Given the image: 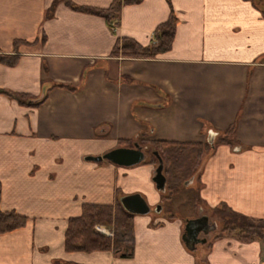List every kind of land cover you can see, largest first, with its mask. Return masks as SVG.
Instances as JSON below:
<instances>
[{
  "label": "crops",
  "instance_id": "1",
  "mask_svg": "<svg viewBox=\"0 0 264 264\" xmlns=\"http://www.w3.org/2000/svg\"><path fill=\"white\" fill-rule=\"evenodd\" d=\"M68 1L107 9L113 0ZM170 14L177 23L169 51L110 55L123 38L152 44ZM16 40L32 45L17 47L14 66L0 65V90L32 100L52 84L76 91L52 90L38 107L0 94V211L27 220L0 235V264H197V247H185L176 218L135 215L129 259L65 252L67 222L83 204L111 205L120 193L139 194L149 207L161 201L152 165L124 170L84 160L126 147L120 141L204 143L234 125L238 145L207 157L199 199L208 209L264 218V0H142L122 7L114 29L61 0H0V52L11 54ZM207 244L205 264H264L260 241Z\"/></svg>",
  "mask_w": 264,
  "mask_h": 264
},
{
  "label": "trees",
  "instance_id": "2",
  "mask_svg": "<svg viewBox=\"0 0 264 264\" xmlns=\"http://www.w3.org/2000/svg\"><path fill=\"white\" fill-rule=\"evenodd\" d=\"M71 9L86 14L102 17L111 28L118 26V20L122 7L137 5L142 0H113L107 9L93 7H75L68 0H61ZM177 20L173 14H170L168 20L159 25L153 35V43L147 47H141L130 39H120L116 42L111 51L112 57H122L127 59H154L157 55L169 51L176 27ZM20 45H32L22 41L13 42V52L4 54L0 52V65L12 67L18 61L16 49ZM55 89L75 92L72 86L61 84H52L46 94L38 99L32 100L26 95L12 93L7 90H0V94L15 100L18 104L38 107L42 105L48 96V93ZM236 129L234 125L218 133L214 140V147H210L207 142L204 143H178L167 141H146L139 138L137 141H120L119 145L132 147L134 143L149 148L150 157L146 161L153 167L157 166V160L152 155L157 152L163 161V174L166 178V190L163 200L170 202L172 196H177L180 192L188 190L185 186L190 178L193 182L199 179L201 169L207 157L213 153L219 145L234 148L238 145L235 137ZM133 143V144H132ZM198 188L193 194L192 210L203 207L202 210L208 211V218H213L220 224V232L208 244L218 238H234L240 242L260 241L264 244V218L254 219L238 214L225 205H220L212 209H206V206L199 199ZM168 193V195H166ZM1 197V185H0ZM120 198L115 197L111 205L83 204L81 213L78 217L70 218L67 222V228L64 234V250L67 253L82 252H111L115 257L129 259L132 257V246L134 243L133 218L127 213L120 204ZM200 211V210H199ZM207 216V215H204ZM174 216H168L171 220ZM27 220L17 213L0 211V235L23 228ZM102 225L110 228V235H103L95 231V226ZM217 227L218 224L216 223ZM129 246V248H126ZM61 264V263H55Z\"/></svg>",
  "mask_w": 264,
  "mask_h": 264
},
{
  "label": "water",
  "instance_id": "3",
  "mask_svg": "<svg viewBox=\"0 0 264 264\" xmlns=\"http://www.w3.org/2000/svg\"><path fill=\"white\" fill-rule=\"evenodd\" d=\"M215 134L209 132L206 138V142L210 147H214ZM152 155L157 160V166L154 169L152 183L155 189L159 193H165L166 190V178L163 174V161L157 152H153ZM87 162L100 163L102 161L109 162L115 166L130 168L139 165L146 160V156L143 148L137 143L133 144L132 148H116L103 154L102 156L86 157L84 158ZM193 183V178H190L185 182V186ZM120 204L122 208L129 214L135 216H144L150 212V207L146 200L139 194H133L123 196L120 198ZM161 207L158 206L157 211L159 212ZM217 229L216 223L209 224L207 216H200L196 219L187 220L185 223L184 234L182 241L185 247L193 252L197 245L206 244V236ZM203 235V238L199 236Z\"/></svg>",
  "mask_w": 264,
  "mask_h": 264
},
{
  "label": "rangeland",
  "instance_id": "4",
  "mask_svg": "<svg viewBox=\"0 0 264 264\" xmlns=\"http://www.w3.org/2000/svg\"><path fill=\"white\" fill-rule=\"evenodd\" d=\"M260 2V1H258ZM146 152V161L149 160L150 157V153H149V148L147 150H145ZM92 157V156H91ZM143 166H148V164L146 162L141 163L139 165L130 167V168H126V167H121L124 170H137L142 168ZM156 167H153V169H155ZM151 179V178H150ZM152 180H150L151 182ZM154 185V184H152ZM187 188H189L188 190L184 191V192H180L177 196H172V199L170 202H165L163 200V196L165 195V193H160L161 196V201L159 204H156L154 206H150V212L147 215H144V218H154L155 221H164L165 219H167L168 216H174L179 222H183L184 223V228H185V223L187 220H191V219H195L197 217L200 216H204L207 215L208 217V208L206 207V210H202L201 207H197L194 210H192V201H193V194L195 193V191L198 188V182L195 181L192 184L188 185ZM131 195V194H129ZM166 195H168V193H166ZM125 196H128V194H126ZM123 194L120 193L119 194V198H122ZM158 206L161 207V210L158 212L157 208ZM200 210V211H199ZM209 223H217L218 227L216 230L210 232L206 237V240L211 239L212 237L214 238L216 235L219 234L220 232V224L218 221H216L213 218H209ZM202 237V236H201ZM212 238V239H213ZM211 239V240H212ZM126 248H129V246H127ZM199 259L197 260V264H205L204 261V256H205V252L206 249L204 247V245H197V250H196Z\"/></svg>",
  "mask_w": 264,
  "mask_h": 264
},
{
  "label": "built area",
  "instance_id": "5",
  "mask_svg": "<svg viewBox=\"0 0 264 264\" xmlns=\"http://www.w3.org/2000/svg\"><path fill=\"white\" fill-rule=\"evenodd\" d=\"M95 229H96L98 232L105 233V230H104L103 227H101V226H96Z\"/></svg>",
  "mask_w": 264,
  "mask_h": 264
},
{
  "label": "flooded vegetation",
  "instance_id": "6",
  "mask_svg": "<svg viewBox=\"0 0 264 264\" xmlns=\"http://www.w3.org/2000/svg\"><path fill=\"white\" fill-rule=\"evenodd\" d=\"M211 224V223H210ZM200 236H202L203 237V235H200Z\"/></svg>",
  "mask_w": 264,
  "mask_h": 264
}]
</instances>
